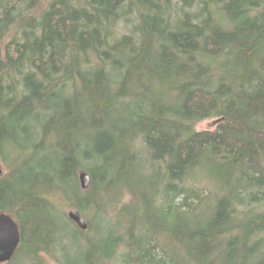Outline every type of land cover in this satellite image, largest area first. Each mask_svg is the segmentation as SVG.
Returning <instances> with one entry per match:
<instances>
[{"label":"trees","instance_id":"1","mask_svg":"<svg viewBox=\"0 0 264 264\" xmlns=\"http://www.w3.org/2000/svg\"><path fill=\"white\" fill-rule=\"evenodd\" d=\"M0 160L4 264H264V0H0Z\"/></svg>","mask_w":264,"mask_h":264},{"label":"water","instance_id":"2","mask_svg":"<svg viewBox=\"0 0 264 264\" xmlns=\"http://www.w3.org/2000/svg\"><path fill=\"white\" fill-rule=\"evenodd\" d=\"M4 173L5 169L0 160V177ZM79 178L82 188H88L90 175L83 171L80 172ZM67 214L81 229H87L88 223L78 209L71 208ZM20 239V229L15 219L8 213L0 212V264H4L13 258L20 244Z\"/></svg>","mask_w":264,"mask_h":264},{"label":"rangeland","instance_id":"3","mask_svg":"<svg viewBox=\"0 0 264 264\" xmlns=\"http://www.w3.org/2000/svg\"><path fill=\"white\" fill-rule=\"evenodd\" d=\"M220 121L219 118H210V119H206V120H203L201 122H199L197 124V128L200 129V130H204V129H210V130H213L216 128L218 122ZM2 163V161H1ZM3 167H4V164H2ZM71 209L70 206H66L65 207V210L68 212L69 210ZM49 264H57L55 263L54 261H49Z\"/></svg>","mask_w":264,"mask_h":264},{"label":"bare ground","instance_id":"4","mask_svg":"<svg viewBox=\"0 0 264 264\" xmlns=\"http://www.w3.org/2000/svg\"><path fill=\"white\" fill-rule=\"evenodd\" d=\"M68 87H69V86H68ZM69 88H70V87H69ZM67 90H68V89H67ZM53 132H54V131H53ZM49 137H50V136H49ZM52 137H56V136L53 135ZM46 138H47V136H46ZM50 140H51V139H50ZM50 140H49V141H50ZM51 141H52V140H51ZM47 142H48V141H47ZM167 176H168V174H167ZM165 180H166V179H165Z\"/></svg>","mask_w":264,"mask_h":264}]
</instances>
